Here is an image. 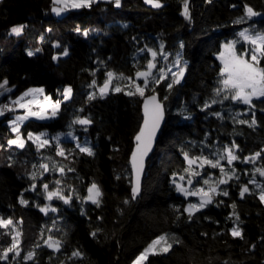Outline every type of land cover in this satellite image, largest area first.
Returning a JSON list of instances; mask_svg holds the SVG:
<instances>
[{
	"label": "trees",
	"instance_id": "trees-1",
	"mask_svg": "<svg viewBox=\"0 0 264 264\" xmlns=\"http://www.w3.org/2000/svg\"><path fill=\"white\" fill-rule=\"evenodd\" d=\"M159 2L162 7L155 8L146 0H121L116 7L114 0H98L91 7L70 9L59 16L51 9L53 0H0V82L7 79L15 88L0 102L37 86L61 102L57 116L29 118L20 123L19 133L11 125H0V218L11 219L15 225V229L0 227V253L11 245L16 230L21 233L20 257L10 253L0 264H133L141 249L163 233L171 238L172 247L150 255L144 264H264V202L260 189L249 182L254 169L264 167V98H254L255 107L231 99L211 103L224 95L214 92L222 79L218 54L224 43L239 40L243 29L264 32V0ZM185 2L190 19L183 15ZM245 5L261 15L247 19ZM242 17L243 22L236 23ZM17 25L24 26L19 35L11 32ZM246 47L237 44L238 51ZM148 48L158 52L153 75L159 78L163 69L167 79L155 84L150 77L143 97L127 95L126 86L132 83L127 78L143 86L136 74L152 60L147 50L140 52ZM181 69L183 77L175 84L173 74ZM108 72L115 74L112 84L122 91L111 89L101 97L99 87ZM93 81L96 85L90 87ZM69 85L73 95L65 100L63 93ZM93 92L95 98L89 99ZM154 94L166 123L146 162L141 190L133 198L131 154L144 120V99ZM217 112L222 119L213 115ZM253 116L254 127L237 122H250ZM78 118L91 123H74ZM29 133L46 134L49 144L38 149L28 139ZM17 135L25 141L23 148L8 143ZM233 142L239 146L234 151L240 159L231 165L220 160L223 173L199 164L193 169L200 176L185 171L184 153L189 158L203 155L215 160ZM78 144L90 147L93 155L81 152ZM60 148L64 156L58 155ZM256 152L261 156L255 164L243 162ZM41 164H47L48 170ZM233 170L228 183L217 184ZM180 176L191 179L195 191L217 189L211 194L212 203L191 219L185 209L200 200L176 190L173 180L177 182ZM254 178L264 183L258 174ZM204 179L209 183L204 184ZM93 183L101 192L98 204L87 199ZM44 184L49 191L59 188L70 202L47 200ZM245 184L250 191L241 198ZM21 199L27 204L20 203ZM48 205L45 214L40 209ZM237 225L243 238L231 235ZM49 235L61 241L59 252L44 245ZM77 249L82 258L69 259ZM30 251L35 252V259L24 260Z\"/></svg>",
	"mask_w": 264,
	"mask_h": 264
},
{
	"label": "snow or ice",
	"instance_id": "snow-or-ice-1",
	"mask_svg": "<svg viewBox=\"0 0 264 264\" xmlns=\"http://www.w3.org/2000/svg\"><path fill=\"white\" fill-rule=\"evenodd\" d=\"M98 2V0H53V4L57 5L52 8V11L56 13V15H60L63 12L68 11L69 9H78V8H85V7H91L93 3ZM121 0H114L115 6H120ZM147 3L151 4L155 8L162 7V4L159 2V0H146ZM235 7V5H234ZM245 17L247 19H251L252 17H256L261 15V13L256 12L252 7L245 5ZM183 15L185 18L190 19V15L188 12V5L185 2L184 4V13ZM244 17H242L240 20H237L236 23L243 22ZM24 26H17L13 27L11 29V32L19 35L23 31ZM84 35H87V32L84 33ZM239 40H233L229 43H226L224 47V51L220 54V60L223 62V67L220 72V76L222 79L219 81L221 87H217L214 92L216 96H221L222 93L223 99L220 101H217L213 99L211 101L212 104L215 103H223V100L231 99L234 102H239L244 105H248L250 107H255L252 103L253 98L260 99L264 98V67L261 66V61L264 60V32H259L255 30L250 29H244L238 33ZM247 44L248 47L242 48V50H237V44ZM162 47V46H161ZM183 47V45H181ZM147 50L149 53H151L152 60H149L147 63V71H140L137 72L136 76L137 78L143 79V86L139 83H135L134 80H132L131 77L127 78L132 83L127 85L129 91H127V95H139L141 97L145 94V89L149 86V78L151 77V82L155 84H159L161 79H167V77L164 75L163 69H160V76L157 78V76L153 75L152 70L156 68V64L153 62L158 52L154 51L150 48L148 49H140V52H144ZM67 51L63 53V55H67ZM28 55H33V53L29 52ZM183 70L181 69L178 73L173 74V83L179 84L180 80L183 77ZM123 78V77H119ZM113 79H117L114 73L108 72L107 73V79L105 80L104 84L99 87V94L101 97L107 94V91L111 88L115 92L122 91V88L119 85H113L112 81ZM9 82L7 79L0 82V97L5 96L7 93H11L13 91L12 87L8 86ZM96 82L93 81L92 85L90 87L95 86ZM167 87L170 89L172 87V83H169ZM134 88V90H132ZM153 93H155V88L151 89ZM72 89L66 88L63 93V97L65 100L69 99L71 96ZM44 89L43 88H29L26 91H24L22 94L17 96L15 99H11L9 97V103H0V116H4L6 112H15L17 108H21L25 110V113L23 115H17L10 121L12 125V131L19 133V125L25 120H28L30 117H35L40 120H44L48 118V109H51V115L55 116L57 114V111L60 107V101L52 102L51 98L48 96H44ZM96 96V93L93 92L90 94L89 99H94ZM42 97V100H41ZM167 99V97H165ZM205 107H210V105H206ZM35 108V110H34ZM213 115L217 116L218 118H223L222 114L217 112L213 113ZM163 119V107L157 100L156 95H151L148 97V99L144 103V122L143 126L141 127L139 133L136 135V150L132 153L131 157V164L133 169L136 172V182L135 185L132 188V194L133 198L139 193V177L140 173L142 172L143 168V157L147 154V152L151 149V143L152 139L155 135L156 129L159 127L160 121ZM240 124H248L249 127H254L256 124L255 118L253 116V119L249 122L246 120H238L237 121ZM74 123H78L81 125H87L90 124L91 121L87 119H76ZM46 134L41 133L39 135H33L32 133L28 134V139L32 140L36 143L38 149L44 148L49 144L48 139H43V137ZM9 145H16L19 148H23L25 146V141L22 139L19 135H17L16 139H12L8 141ZM77 147L80 148L81 152H85L88 155H93V152L90 147L87 146H80L79 144ZM239 146L236 145L233 142V146H224L223 152L224 155H219L218 159H209L207 156H199V157H193L189 158L188 153H184V157L187 161L188 168L185 169L186 172H189L192 176H200L201 173L198 171H195L193 169V165L199 164L200 168H203L204 165H208L211 168H220L221 172H224L223 167L220 165V160H227V163L231 165L233 161L239 160L240 157L235 154L234 149H238ZM264 151V150H262ZM58 155L64 156V150L63 148H60L58 151ZM215 155V153H214ZM261 156V152H256L253 156L245 157L244 163H252L255 164L256 160ZM40 167L44 169V171L48 170L47 164H41ZM60 173H64V168L59 169ZM69 171H72V169H69ZM225 176H227V179H220L217 181V184H226L228 183V180L232 179V176L235 175V171H232V175H228L227 173H224ZM258 174L261 177H264V167H256L253 171V176L250 178L249 182L252 184H255L257 188L260 189L259 192V198L262 202H264V183L258 182L254 177ZM33 179H35V173L32 174ZM185 177L181 176L180 180H184ZM237 180H239V177H236ZM57 185H59L60 181L57 180L55 182ZM173 183L176 184V181L173 180ZM189 185L192 184V180H188ZM204 184H208L209 181L207 179L203 180ZM35 188V185H33V189ZM43 188L45 192L47 193L46 199L51 201L53 198L62 200L65 204H68L71 200L70 197H67L62 194L61 190L57 188L54 191H49V186L47 184L43 185ZM176 190L180 193H182L185 196L189 195H197L201 194V200L199 204H189L188 207L185 209V211L188 212L189 219L192 218L195 212L200 211L202 208L206 207L208 204L212 203V195L217 192L216 187L210 186L208 191H205L203 188L197 189L196 192H189L186 188L181 186L180 184H176ZM250 189L247 184L243 185L241 187L240 196L241 198L244 197L245 193H249ZM101 195V192L98 188V186L93 183L88 188V196L87 199L90 200L94 204H98L99 200L98 197ZM223 195L227 196L228 192L224 191ZM127 202V201H126ZM20 203L27 204V201L21 199ZM233 207H235L233 205ZM42 212L47 214L49 209L41 208ZM52 212H55V208H51ZM236 220H239V216H236ZM22 223V222H21ZM53 225H55V221H53ZM9 226H12L13 229H15V225L11 219L4 220L0 218V227L3 228H9ZM231 235L233 237H242V229L239 228L237 225L236 227H233L231 230ZM95 235V233H93ZM20 231L16 230L15 234L12 235V243L11 245L3 250L2 253H0V260L7 261L9 258V254H13L14 257H20L21 249H20ZM43 238V234H42ZM166 238L161 236L156 240H153L151 244L148 245L144 249L143 252L140 253L139 256L136 257V259L133 261V264H144V262L147 260L149 254L155 253L156 245L160 244L161 241H165ZM44 245H46L48 248L53 249L54 252H59L61 249V241L55 239L53 236L49 235L47 239L44 240ZM41 245H37V247H40ZM172 245L168 244L167 247L163 248L164 252H167ZM82 253L77 249L74 250L71 253V256L69 259L72 258H82ZM24 260H34L35 259V252L30 251L28 252L24 257Z\"/></svg>",
	"mask_w": 264,
	"mask_h": 264
},
{
	"label": "rangeland",
	"instance_id": "rangeland-1",
	"mask_svg": "<svg viewBox=\"0 0 264 264\" xmlns=\"http://www.w3.org/2000/svg\"><path fill=\"white\" fill-rule=\"evenodd\" d=\"M54 6H57V5H52L51 6V9L54 7ZM70 10V9H69ZM67 12V11H66ZM66 12H63V13H61L59 16H62V15H64V14H66ZM56 14V13H55ZM17 26H21V25H17ZM17 26H14V27H17ZM249 29V28H248ZM244 30V29H243ZM229 42H231V40L230 41H228L227 43H229ZM226 43H224V45H225ZM223 45V46H224ZM247 45V44H246ZM224 51V47H222V50H221V52L218 54V58L220 57V54L222 53ZM219 60H220V58H219ZM220 62H221V64L223 65V62L220 60ZM144 71H147V69L146 70H144ZM152 72H154V69L152 70ZM140 79H142V78H140ZM143 80V79H142ZM9 87H12V86H10V85H8ZM71 88V86L69 85V86H67L66 88ZM13 88V91L15 90V88L14 87H12ZM30 88H43V87H41V86H37V87H30ZM29 89V88H28ZM44 89V88H43ZM72 89V88H71ZM12 91V92H13ZM23 93V92H22ZM22 93H19V94H17V96H19L20 94H22ZM6 95V94H5ZM43 95L44 96H48V97H50L51 98V96L48 94H46L45 93V91H44V93H43ZM72 95H73V93L71 92V96H70V98L72 97ZM17 96H15V97H13L12 99H15ZM69 98V99H70ZM69 99H67V100H69ZM254 99V98H253ZM41 100H42V97H41ZM51 101L52 102H55L54 100H52V98H51ZM1 103V102H0ZM60 108H61V105H60V107H59V109H58V111L60 110ZM19 109H21V108H19ZM58 111H57V113H58ZM25 113V110L24 109H21V110H19V111H17V112H15V113H13L12 114V117H10V118H7L6 120H0V125L1 126H4V127H6L7 125H11V123H10V121L12 120V119H14V117L15 116H17V115H23ZM55 116H57V114L55 115ZM1 117L2 116H0V119H1ZM52 117H54V116H52L51 115V109L49 108L48 109V118L47 119H44V120H49L50 118H52ZM30 118H35V117H30ZM35 119H37V118H35ZM25 121H27V120H25ZM25 121H23V122H25ZM22 122V123H23ZM5 123H7V124H5ZM11 128H12V125H11ZM33 135H39V134H33ZM21 137V136H20ZM23 139V138H22ZM43 139H46V137L44 136L43 137ZM181 177V176H180ZM180 177H179V179L177 180V182H176V184H180L181 186H183L184 188H186L189 192H196L195 190H193L192 189V184L191 185H189V183H188V180H180ZM212 187H215V186H212ZM189 196H191V195H189ZM196 196H198V198H199V200H201V194H197ZM54 199V198H53ZM46 208V207H45ZM47 208L50 210V206L48 205L47 206ZM161 236H163V237H165L166 238V240L165 241H161V243L160 244H158V245H156V248H155V253H164V251H163V248L164 247H167V245L168 244H170L171 245V238H169V236H168V234H166V233H163V234H161L160 236H157V237H155V238H153L152 240H151V242H149L147 245H145L142 249H141V252H143L144 251V249L146 248V247H148V245L149 244H151L152 243V241L153 240H156V239H158L159 237H161ZM170 250V249H169ZM168 250V251H169ZM167 251V252H168ZM140 252V253H141ZM140 253L137 255V256H139L140 255ZM150 255H152V254H149V256ZM136 256V257H137ZM148 256V257H149ZM136 257L133 259V261L136 259Z\"/></svg>",
	"mask_w": 264,
	"mask_h": 264
},
{
	"label": "water",
	"instance_id": "water-1",
	"mask_svg": "<svg viewBox=\"0 0 264 264\" xmlns=\"http://www.w3.org/2000/svg\"><path fill=\"white\" fill-rule=\"evenodd\" d=\"M110 90H111V88L107 91V93H109L110 92ZM151 95H148V96H146L145 97V99H144V103H145V101L148 99V97H150ZM157 97V96H156ZM157 100H158V98H157ZM159 101V100H158ZM144 103H143V105H142V112H143V114H144ZM160 103V102H159ZM166 116H165V111L163 110V119L160 121V124H159V127L156 129V132H155V135H154V137H153V139H152V143H151V149L147 152V154L143 157V168H142V172L140 173V177H139V185H140V187H139V192H140V190H141V183H142V180H143V177H144V172H145V170H146V167H147V165H146V162H147V160H148V158L152 155L151 153L156 149V146H157V139H158V137H159V135H160V131H161V129L163 128V126L165 125V123H166ZM143 122H144V120H143ZM81 125V124H80ZM142 126H143V124H142ZM141 126V127H142ZM141 129V128H140ZM139 133V132H138ZM136 150V148L134 149V151ZM133 151V152H134ZM132 152V153H133ZM131 157H132V154H131ZM130 165H131V169H132V176H133V183H132V187L135 185V182H136V172H135V170L133 169V167H132V164H131V159H130Z\"/></svg>",
	"mask_w": 264,
	"mask_h": 264
},
{
	"label": "built area",
	"instance_id": "built-area-1",
	"mask_svg": "<svg viewBox=\"0 0 264 264\" xmlns=\"http://www.w3.org/2000/svg\"><path fill=\"white\" fill-rule=\"evenodd\" d=\"M9 97H10V96H9ZM9 97H7V98L5 99V101L2 102V103H9ZM11 99H12V97H11ZM18 109H19V108H17L15 112H17ZM34 110H35V108H34ZM7 113H10V112H6L5 115H6Z\"/></svg>",
	"mask_w": 264,
	"mask_h": 264
},
{
	"label": "bare ground",
	"instance_id": "bare-ground-1",
	"mask_svg": "<svg viewBox=\"0 0 264 264\" xmlns=\"http://www.w3.org/2000/svg\"><path fill=\"white\" fill-rule=\"evenodd\" d=\"M159 102H160V101H159ZM160 104H161V102H160ZM161 105H162V104H161ZM139 131H140V130H139ZM139 131H138V132H139ZM136 143H137V142H136Z\"/></svg>",
	"mask_w": 264,
	"mask_h": 264
}]
</instances>
